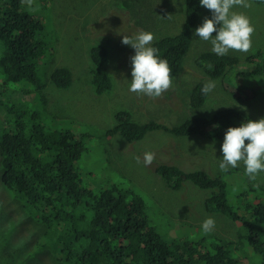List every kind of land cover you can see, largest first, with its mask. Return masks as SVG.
Listing matches in <instances>:
<instances>
[{
  "label": "trees",
  "instance_id": "trees-1",
  "mask_svg": "<svg viewBox=\"0 0 264 264\" xmlns=\"http://www.w3.org/2000/svg\"><path fill=\"white\" fill-rule=\"evenodd\" d=\"M257 1L264 4V0ZM125 3L128 8L131 5L135 11L146 13L145 4L137 5L129 0ZM24 4V0H0V130H3L0 153L4 168L1 180L12 193L31 205L48 234L54 238L65 234L66 238L53 244L59 261L63 264H244L241 257L247 261L245 264H264V201L259 200L264 199V185L249 180L239 168L235 170L249 184L247 189L234 193L228 189V180L220 175L211 176L203 170L184 171L168 164L156 168V173L174 190H180L187 181L209 190L205 200L207 210H218L242 223L243 229H237L236 237L230 239L210 233L200 237L201 232H195L192 237V231L181 233L186 223H177L170 232L177 237L169 240L152 222L147 203L139 194L116 184L99 192L83 184L79 161L86 150L84 138L89 134L48 128L41 113L28 104L31 100L24 99L25 94L31 98V94L37 93L46 99L38 63L40 56L49 51L41 33L43 21L25 10ZM203 9L200 0H186V18L180 32L162 36L151 45L158 49L160 58L167 60L172 79L183 68ZM143 21L146 23V18ZM90 53L92 84L95 92L102 94L114 85L113 76L104 67L109 49L96 45ZM240 60L236 55L219 56L206 50L198 55L195 65L211 78L246 80L248 85L242 87L250 88L253 97H261L264 48L245 56L248 68L236 70ZM51 79L57 87L67 88L73 80L72 71L66 66L57 67ZM204 84L199 81L192 88L190 106L197 108L206 102L209 94L202 93ZM248 119L255 120L238 107H224L209 116L193 117L169 127L157 121L140 123L130 112L121 110L116 113V124L105 130L104 135L121 134L133 142L149 131L163 129L177 136L200 135L223 143L230 126L238 127ZM231 198L236 203H230ZM19 251L23 254L24 248L20 247ZM10 256L19 260L14 252Z\"/></svg>",
  "mask_w": 264,
  "mask_h": 264
},
{
  "label": "rangeland",
  "instance_id": "rangeland-1",
  "mask_svg": "<svg viewBox=\"0 0 264 264\" xmlns=\"http://www.w3.org/2000/svg\"><path fill=\"white\" fill-rule=\"evenodd\" d=\"M129 1L145 4L146 13L135 11L131 5L132 9L128 8L125 0H33L31 7L24 4L25 10L43 21L41 33L49 47L38 63V76L45 86L42 94L46 99L38 97L40 93L36 96L31 94V98L25 94L24 99L31 100L32 103L28 104L41 113L48 128L68 129L78 135L89 134L84 138L86 150L79 161L86 187L99 192L116 184L139 194L147 203L152 222L169 240L177 237L171 235L177 223H186L181 233L192 231V237L195 232H201L200 237L210 233L235 238L237 229H243L242 223L233 221L218 210L208 211L205 200L209 190L201 189L190 181L184 182L180 190H174L156 173L160 164L176 165L184 171L203 170L211 176L225 177L231 193L247 189L249 183L235 168L226 172L219 170L222 142L200 135L177 136L163 129L149 131L142 139L129 142L121 134L106 136L104 131L116 124V113L121 110L130 112L140 123L157 121L169 127L193 117L209 116L224 107H238L258 120L264 118V95L253 97L250 88L242 87V84L248 85L246 80L211 78L195 65L199 54L212 51L210 41L194 35L204 18L212 17L211 10L206 7L193 30L192 44L183 68L172 79V87L157 98L131 92L130 58L135 49L121 42L123 35L134 37L140 31H147L154 34L155 41L162 36L179 33L186 18V0H157L152 4L143 0ZM249 3L251 7L232 9L246 15L255 29L248 53L233 50L227 53L241 59L235 66L236 70L248 68L250 65L244 61L245 56L264 48V4L257 0H249ZM141 16L146 18V23ZM96 45L108 47L109 55L104 67L114 79L113 87L102 94L95 92L90 72V51ZM60 66L69 67L72 71L73 80L67 88L57 87L51 79L53 70ZM199 81L215 82V88L204 105L194 108L188 103L189 93ZM145 152L155 154L151 165L143 163ZM137 156L140 163L135 159ZM236 168L245 174L243 162ZM3 170L0 153V264H63L53 244L66 238L65 234L62 236L60 233L61 238H54L46 232V225L39 221L40 216L34 214L31 205L2 183ZM249 180L264 185V172ZM232 202L234 204L236 200L231 198ZM209 217L215 220V227L204 233L202 223ZM20 247L24 248L23 254ZM11 252L17 254L19 260L13 259ZM240 260L244 264L247 262L241 257Z\"/></svg>",
  "mask_w": 264,
  "mask_h": 264
},
{
  "label": "clouds",
  "instance_id": "clouds-1",
  "mask_svg": "<svg viewBox=\"0 0 264 264\" xmlns=\"http://www.w3.org/2000/svg\"><path fill=\"white\" fill-rule=\"evenodd\" d=\"M24 2L31 7L33 0ZM200 4L211 10L212 17H205L202 25L195 29L194 35L201 40L210 41L215 54L223 56L230 50L242 53L251 50L254 26L246 15L232 11L237 6L251 7L249 0H200ZM217 25H220L219 28ZM154 39L153 33L140 31L134 37L123 35L121 42L135 49V54L130 58L132 79L129 90L157 98L172 87V69L166 59L157 55L158 49L151 46ZM208 67L211 69L212 65L209 64ZM214 88L215 82L209 81L203 85L201 91L207 95ZM221 150V172L236 168L243 162L245 174L255 179L264 172V118L248 119L238 127L230 126L225 132ZM135 159L140 163L139 156ZM154 159V153L145 152L143 163L146 166L151 165ZM214 227L215 220L211 217L202 223L204 233L211 232Z\"/></svg>",
  "mask_w": 264,
  "mask_h": 264
},
{
  "label": "bare ground",
  "instance_id": "bare-ground-1",
  "mask_svg": "<svg viewBox=\"0 0 264 264\" xmlns=\"http://www.w3.org/2000/svg\"><path fill=\"white\" fill-rule=\"evenodd\" d=\"M22 242V241H21ZM28 255V254H27Z\"/></svg>",
  "mask_w": 264,
  "mask_h": 264
}]
</instances>
